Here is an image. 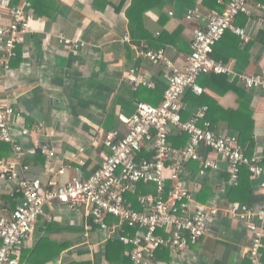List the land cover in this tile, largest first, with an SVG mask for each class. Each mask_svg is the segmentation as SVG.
Instances as JSON below:
<instances>
[{
    "label": "crops",
    "instance_id": "0c3cea01",
    "mask_svg": "<svg viewBox=\"0 0 264 264\" xmlns=\"http://www.w3.org/2000/svg\"><path fill=\"white\" fill-rule=\"evenodd\" d=\"M11 1L15 4L30 1L36 19L19 44L10 71L2 72L0 86L3 95L22 110L20 121L27 126L40 122L43 127L41 132L25 137L19 133L21 125L15 123V141L27 150L38 143H48L56 151L51 160L40 152L30 153L24 159L30 167L28 175L40 178L45 185L50 181L61 184L77 177L88 178L101 166L109 151L104 145L106 133L114 129L126 131L119 114H133L139 102L159 105L163 101L168 84L167 69L140 56L141 48H164L173 64L183 69L192 51L194 29L205 24L204 20H188V12L198 9L202 16H208L220 10L204 6L202 0L191 6L178 0H164L163 6L152 7L143 15L140 39L135 42L127 16L131 0L125 2L121 11L117 8L122 0ZM228 1L218 0V3L225 9ZM259 5L264 6V0H252L251 14H241L235 21L246 30L250 40L245 41L228 30L215 46L213 56L230 68V81L236 80L237 88L246 92L255 123L253 156L264 160V93L261 89L248 90L240 81L244 74H259L264 70V8ZM176 33L177 36L170 37ZM62 36L80 38L85 44L72 48L60 42ZM133 67L154 85L135 88L128 79ZM199 83L225 109L240 108L237 90L220 93L224 84L216 86L204 77ZM211 85L218 88L217 92ZM185 102L184 118H190L198 107L204 106L186 97ZM219 120L217 133L238 135L229 128L226 116L221 115ZM171 135V141L181 145L177 128L171 129ZM201 153L217 160L219 167L210 170L204 178L199 175L201 162H188L193 204L217 205L221 210L210 219L206 235L190 250L160 249L148 264H251L247 255L250 233L245 223L225 214L231 204L243 202L229 201V192L237 185L230 182L228 164L208 148L203 147ZM0 158H15L12 145L0 142ZM206 181L212 191L201 202L198 196ZM146 185L154 186L156 191L155 184ZM16 187L15 181L0 176V214L10 216L15 209ZM251 187L252 193L243 203L259 207L263 198L259 182L252 176ZM155 191L147 192L139 184L137 193H129L128 199L135 209L142 210L137 194ZM107 219L118 227L112 231L101 229L93 223L86 206L71 209L64 203L46 205L44 215L39 217L33 234L20 250L19 264H133L131 246L125 242L114 244L107 256L111 241H122L119 237L123 230L132 233L129 230L132 228L121 226L117 218Z\"/></svg>",
    "mask_w": 264,
    "mask_h": 264
},
{
    "label": "built area",
    "instance_id": "2783aa9c",
    "mask_svg": "<svg viewBox=\"0 0 264 264\" xmlns=\"http://www.w3.org/2000/svg\"><path fill=\"white\" fill-rule=\"evenodd\" d=\"M251 1L229 0L222 12L213 11L208 16H202L198 9L190 10L188 20H204L205 24L194 29L192 51L183 69L173 64L164 48H141L140 56L167 69L163 101L159 105L139 102L133 114H119L126 131L114 129L106 133L104 145L109 151L101 166L86 179L77 177L65 183L50 181L45 185L40 178L28 175L26 155L40 152L51 160L56 151L48 143H38L27 150L15 141V123L21 125L19 133L25 137L41 132L43 127L40 122L27 126L20 121L22 110L3 95L0 86V142L12 145L15 152L14 159L0 158V176L17 183L18 195L12 214H0V264H19L21 248L33 234L39 217L44 215L45 206L51 203H64L71 209L86 206L93 223L106 231L118 227L108 222L109 216L117 218L121 226L134 229V234L123 230L119 237L131 246L133 264H148L164 248L190 250L206 235L210 219L221 210L217 205L193 204L188 162L200 161L199 175L204 178L210 170L219 167L217 160L202 155L203 147L227 162L231 184L239 183L243 167L259 182L263 198L259 207L236 202L226 208L225 214L245 223L250 233L247 254L250 263L264 264V160L248 156L238 135L215 132L207 119L208 106L198 107L190 118L183 116L187 91L204 92L199 83L202 75L231 73L226 64L213 56L214 47L228 30L245 41L250 40L246 30L235 21L241 14H251ZM35 19L30 1L14 4L11 0H0V76L10 71L18 46ZM60 42L75 49L85 44L80 38L65 36ZM240 78L246 89H261L264 93V70ZM128 79L135 88L154 85L137 67L129 70ZM173 127L188 135L185 145L177 147L170 141ZM141 183L155 184L156 191L138 193L137 201L143 209L137 210L128 194L137 193Z\"/></svg>",
    "mask_w": 264,
    "mask_h": 264
},
{
    "label": "trees",
    "instance_id": "16d2710c",
    "mask_svg": "<svg viewBox=\"0 0 264 264\" xmlns=\"http://www.w3.org/2000/svg\"><path fill=\"white\" fill-rule=\"evenodd\" d=\"M126 1L128 0H122L120 7L117 8L118 11H121V8L123 7ZM131 1H132L131 6L127 10V16L130 21L129 28L132 32L134 41L136 42L140 39L139 32H140L141 18L146 13V11H148V9L155 7L157 5L163 6L164 0H131ZM178 1L185 2L186 5L191 6L195 3H199L200 0H178ZM202 4L209 8L218 7L220 8L219 12H222L224 10L223 7L219 5L218 0H202ZM163 35L165 36L168 34L163 33ZM177 35L178 34L176 33L174 36H170V37L174 38ZM249 47H250V44L247 45V49H249ZM202 77H204L209 82H212L216 86H219V85L221 86L224 84V88L220 91V93H226L230 89L237 90L240 93L239 94L240 95V108L237 110L225 109L219 104V102L215 98H213L207 92H203L202 94H196L192 90H189L187 93L188 96L185 95L186 100L190 99V101L192 100V102H195L197 104L209 106V110L207 113V119L211 122L212 129L215 132L217 130V127L220 121L219 118L221 117V115L226 116L228 124H229V128L232 130V132H235L238 134L240 143L244 147L246 154L252 157L254 155L255 148H256L255 123L253 120V110L250 108V102L246 99V92L241 90L240 88H237L236 86L237 81L234 80L233 82H231L228 74L211 73V74L202 75L200 78ZM215 85L210 86L214 91H216L215 89H218V88H215ZM171 136L172 135L170 134V137H169L170 141L172 140ZM179 137H180L179 143L181 144L179 146L185 145L189 139L188 135L182 131H180ZM142 155L149 156L148 153H142ZM140 188L145 189L147 192L155 191L154 186L152 187L150 186V188H148V186L145 183H141ZM211 191L212 189L209 186V183L206 181V183H204L203 188L198 196V200L201 202H205L208 198V195L211 193ZM251 193H252L251 172L249 171L247 167H243L240 172L239 183L237 184V186H233V188L229 192L228 198H229V201H234V200L239 201L240 200L243 202H247L248 195H250ZM129 230H132V233L135 232L134 229H129ZM117 243L124 244L123 241H119V240L118 242L111 241L110 244L108 245V253H107L108 257L110 256L111 247Z\"/></svg>",
    "mask_w": 264,
    "mask_h": 264
}]
</instances>
